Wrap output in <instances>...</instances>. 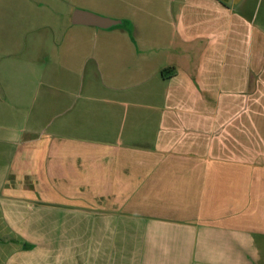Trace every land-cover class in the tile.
<instances>
[{"label":"crops","instance_id":"crops-1","mask_svg":"<svg viewBox=\"0 0 264 264\" xmlns=\"http://www.w3.org/2000/svg\"><path fill=\"white\" fill-rule=\"evenodd\" d=\"M258 2L0 0L35 87L0 71V264H264V157L227 118L264 83Z\"/></svg>","mask_w":264,"mask_h":264},{"label":"rangeland","instance_id":"rangeland-1","mask_svg":"<svg viewBox=\"0 0 264 264\" xmlns=\"http://www.w3.org/2000/svg\"><path fill=\"white\" fill-rule=\"evenodd\" d=\"M255 8L256 22L264 26V0H259ZM35 21L37 25L39 24L38 26L49 23L48 20H40L39 18ZM63 22L64 21L57 20L54 21L53 25L60 28L63 26ZM60 23L62 24L61 26ZM43 31L45 30L43 29ZM3 40L4 45L11 48L12 44L9 42L11 41L10 38L8 39L9 41L6 37ZM8 51L11 50L9 49ZM10 58L11 57H4L2 59L3 65L0 64V71H2L5 65V69H3L1 73L4 78V91L6 93L20 92L26 93L27 95L31 94V92L35 91L34 85L17 79V75L12 73L14 69L10 62ZM7 69H9V72H7ZM262 79V81H264V78ZM262 84L263 86L259 87L258 93L255 84L244 85V92L246 93L243 95V99L239 100L237 102L238 104L234 105V107L229 108L233 110V112L230 111L229 113L231 115L227 117L230 123L243 126L241 141H243L244 144L242 147L244 154H256L258 157H264V83ZM24 104H27V100L24 101Z\"/></svg>","mask_w":264,"mask_h":264},{"label":"water","instance_id":"water-1","mask_svg":"<svg viewBox=\"0 0 264 264\" xmlns=\"http://www.w3.org/2000/svg\"><path fill=\"white\" fill-rule=\"evenodd\" d=\"M72 22L75 25L94 26L103 29H108L120 24V21L80 9L74 11Z\"/></svg>","mask_w":264,"mask_h":264}]
</instances>
